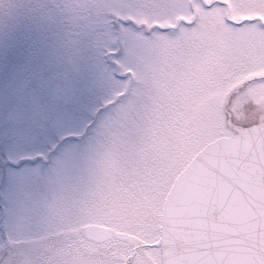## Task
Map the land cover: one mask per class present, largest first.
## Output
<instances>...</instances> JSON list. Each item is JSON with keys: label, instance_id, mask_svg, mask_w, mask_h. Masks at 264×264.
Here are the masks:
<instances>
[{"label": "rangeland", "instance_id": "374dc122", "mask_svg": "<svg viewBox=\"0 0 264 264\" xmlns=\"http://www.w3.org/2000/svg\"><path fill=\"white\" fill-rule=\"evenodd\" d=\"M189 1L79 0L63 16L61 27L72 26L74 36L58 61H47L43 83L54 81L53 89L66 95L33 99L46 120L21 124L15 138L0 144V181L6 177L0 218L1 208L11 216L7 229L26 234L57 213L60 231L106 222L122 227L130 225L128 213L145 203L159 221L165 193L181 169L177 164L184 167L208 142L264 117V0H197L195 21ZM127 19L135 23L124 24ZM116 23L123 50L115 55ZM204 56L227 66L211 87L203 86L207 74L176 72L196 70ZM116 66L123 77L116 76ZM89 126L87 136L75 138ZM69 135L75 137L45 156ZM174 136L186 143L183 149H175ZM151 137L161 151L146 158L141 149ZM39 155L45 162L8 166L4 174L7 159L18 163ZM158 230L159 222L148 242ZM117 245L112 252L127 250ZM143 247L161 264L158 248ZM87 250H94V257L87 252L89 264L103 260L97 245ZM118 259L112 264H124Z\"/></svg>", "mask_w": 264, "mask_h": 264}, {"label": "water", "instance_id": "95a60500", "mask_svg": "<svg viewBox=\"0 0 264 264\" xmlns=\"http://www.w3.org/2000/svg\"><path fill=\"white\" fill-rule=\"evenodd\" d=\"M161 245L164 264H264V124L211 143L178 177Z\"/></svg>", "mask_w": 264, "mask_h": 264}, {"label": "trees", "instance_id": "16d2710c", "mask_svg": "<svg viewBox=\"0 0 264 264\" xmlns=\"http://www.w3.org/2000/svg\"><path fill=\"white\" fill-rule=\"evenodd\" d=\"M78 2L0 0V139L15 138L22 125H35L46 117L41 109L34 110L32 106L37 98L55 101L65 97L63 89H53L54 81H49L48 87L43 82L47 61H58L59 55L62 57L64 54V45L74 36L72 26L65 29L61 23L64 14L69 15L72 9L77 8ZM62 66V63L56 65L57 68ZM53 75L58 78L57 72H53ZM177 138L174 136L173 142L179 151L186 143ZM156 143L151 137L145 144L147 147L141 149V155L153 157L149 151H161ZM186 152H189V148ZM159 155L162 156V153ZM181 165L177 164L176 168ZM133 166L137 167L134 163Z\"/></svg>", "mask_w": 264, "mask_h": 264}, {"label": "flooded vegetation", "instance_id": "af4514ba", "mask_svg": "<svg viewBox=\"0 0 264 264\" xmlns=\"http://www.w3.org/2000/svg\"><path fill=\"white\" fill-rule=\"evenodd\" d=\"M263 120V116L258 119ZM53 220H57L56 214ZM41 221L40 228L26 234L21 233L24 230H19L20 233L17 234L11 229L0 230V264H89L87 252L93 251L87 248L93 246L94 242L86 239L77 230L71 234L57 233L56 228H47L50 225L47 219ZM5 233L10 234L11 238ZM4 235L3 243L1 237ZM120 255L121 261H125L124 264H158L142 247H128ZM67 258L71 260H65Z\"/></svg>", "mask_w": 264, "mask_h": 264}]
</instances>
